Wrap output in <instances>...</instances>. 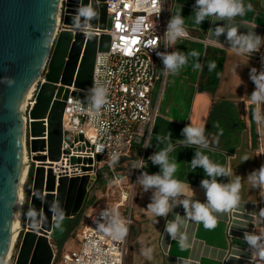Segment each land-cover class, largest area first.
Returning <instances> with one entry per match:
<instances>
[{
  "label": "crops",
  "instance_id": "obj_1",
  "mask_svg": "<svg viewBox=\"0 0 264 264\" xmlns=\"http://www.w3.org/2000/svg\"><path fill=\"white\" fill-rule=\"evenodd\" d=\"M244 3L245 5L250 3L253 10L246 11L244 16H237L234 21L212 23L211 21L215 18L209 17L202 24H196L195 0H166L169 18L180 13L182 8L184 27L194 37L178 39L175 44L170 45L169 52L180 51L187 56L195 50L200 54L198 62L202 68L195 69L196 58L188 56V63L178 73L173 74L167 71L160 95V86H157L153 95L154 100L158 101V115L146 143L151 146L137 147L132 156L133 159L117 163L114 168V173L126 174L122 181H133L127 187V190L129 189L128 191L132 193L129 204L133 222L129 229V251L125 264H185V262L190 264H264V258L259 256L258 251L250 248L244 241L245 232L264 237V222L258 218L260 209L264 208V191L253 188L246 179L250 172L259 168L260 163L262 165L257 151L259 141L255 136L260 126L252 118L257 105L250 99L255 85L249 78L252 67L259 70V54L256 53L251 57L238 55L228 46L223 35L216 38L213 31H210L217 25L223 24L238 26L241 32L254 30L264 37V0H244ZM262 49L263 47L260 50ZM206 58L207 62L214 61L216 64L220 62L218 84L213 89L200 88L201 83L206 87L212 77L211 73L203 71ZM223 101L232 103L231 115L239 121L229 129L227 140L231 141L227 143L226 140H222L217 146L209 145L208 148L183 147L182 129L189 123L206 129L212 108ZM169 132L172 135L171 143L174 145V150L169 153V159L177 163L174 178L188 182L195 193L194 196L186 194L187 198L201 202L206 199L200 182L207 177L202 168L193 170L190 165L195 151L207 155L216 164L232 169L234 175L230 178H218L221 182L227 183L229 180H234L235 174L244 178L239 206L227 212L214 213L217 218L214 228L206 229L203 223L186 221L187 226L182 231L187 234L190 247L185 250H181L177 241L171 239L165 232L166 219L173 220L177 213L184 216L183 207L175 208L167 218L155 217L147 208L152 195L151 190L144 192L137 182L142 171L149 174L160 171L159 166L153 165L149 157L167 146V141L164 143L157 141V135L163 137ZM239 139L241 142L246 139L248 145L239 143ZM235 140L238 141L236 146L233 144ZM241 145L246 149L241 148ZM244 155L251 158L242 163ZM140 159H143V167L131 168L133 164L138 165L137 160ZM130 168L133 169V175ZM104 171L113 178L112 171ZM122 209L125 211L126 206L121 207ZM261 243H264V240ZM148 249H152L151 258L146 255Z\"/></svg>",
  "mask_w": 264,
  "mask_h": 264
},
{
  "label": "water",
  "instance_id": "obj_2",
  "mask_svg": "<svg viewBox=\"0 0 264 264\" xmlns=\"http://www.w3.org/2000/svg\"><path fill=\"white\" fill-rule=\"evenodd\" d=\"M73 5L80 0H68ZM59 0H0V264L8 248L14 217L17 186L22 167L25 142V113L21 102L29 88L48 68L37 102L30 112L33 152L46 155L36 159L57 161L63 147L64 99L69 86L89 90L93 81L98 51L110 46V34L101 36L96 29L110 30L111 16L105 0H91L96 16L81 19L69 8L64 18L67 26L88 27L91 32L73 34L65 28L54 33ZM84 5L89 0H82ZM75 18V23H74ZM80 95V93H79ZM48 117V143L36 138L46 130L42 119ZM100 159V157L98 158ZM124 174H117L123 178ZM93 184L90 177L57 179L52 169L36 168L28 214L29 229L22 237L15 264H55L66 239L69 226L86 207ZM58 247L54 251L48 238Z\"/></svg>",
  "mask_w": 264,
  "mask_h": 264
},
{
  "label": "built area",
  "instance_id": "obj_3",
  "mask_svg": "<svg viewBox=\"0 0 264 264\" xmlns=\"http://www.w3.org/2000/svg\"><path fill=\"white\" fill-rule=\"evenodd\" d=\"M105 3L107 13L111 16V29H96L95 32L98 36L110 34V46L96 54L93 81L89 90L69 86L70 92L64 99L63 147L59 160L35 158L40 155L48 157L47 147L41 152H33L31 149V142L35 137L31 134L30 112L37 102L42 84L46 82L48 68L34 83L30 96L26 99L24 153L29 162L28 175H32V179L36 168L43 165L46 170L52 169L57 179L63 176L81 178L88 175L92 188L101 171L110 170L113 173V183L119 184L122 178L117 177L119 173H114L116 164L133 159L137 147H145L147 143L158 115V101L154 100V91L160 86V95L167 77V71L157 55V51L169 52L170 47L164 48V33L170 19L166 0H105ZM80 4L81 0L73 5L68 0L60 1V27L56 36L65 28L71 29L73 34L83 31L88 35L91 32L88 27L64 24L67 10L71 8L77 12ZM88 6H92L91 0ZM185 29L187 30L186 27ZM187 32L188 36L182 38H194L188 30ZM257 55L261 69L264 66V47ZM97 88L105 90V102L99 109L92 103ZM86 93L90 95L87 103L84 100ZM42 120L46 130L44 135L36 138L44 139L47 145L48 117ZM137 161L138 164L141 159ZM131 197L130 191H124L121 200L114 205L97 207L79 230L81 248L61 253V262L125 264L129 251V229L133 221L130 204L124 214L121 207ZM117 226L126 231L122 235L118 234ZM48 238L55 257L58 253L57 246L50 233Z\"/></svg>",
  "mask_w": 264,
  "mask_h": 264
},
{
  "label": "clouds",
  "instance_id": "obj_4",
  "mask_svg": "<svg viewBox=\"0 0 264 264\" xmlns=\"http://www.w3.org/2000/svg\"><path fill=\"white\" fill-rule=\"evenodd\" d=\"M253 6L249 3L245 5L244 0H195L194 14L195 23L202 24L207 18L213 17L212 23L217 21H234L237 16H244L246 11H252ZM162 11V9H161ZM180 13L171 16L167 23L164 48L182 38L187 37L188 32L184 27V17ZM97 14L92 7L81 4L77 9L75 16L81 19H91ZM75 23V18H74ZM213 31L216 38L225 37L228 46L238 55H247L251 57L258 53L261 47H264V37L258 35L254 30L241 32L238 26L217 25ZM162 64L166 71L176 74L188 63V56L194 57L197 60L195 69H201L199 61V53L195 50L188 53L186 56L183 52H160L157 51ZM216 67L215 62H209L208 70L212 71ZM249 78L254 83L255 88L250 94V99L253 104L257 105L252 113V118L258 126H264V66L261 69L252 67L249 72ZM105 90L103 88L95 89V95L92 98L93 106L97 109L105 102ZM205 127L193 126L191 123L182 129V146L192 148H208L209 140L205 134ZM171 132L167 136L157 135L156 139L160 143L167 141V146L160 151L154 152L149 159L153 165L159 166L160 171L154 174H149L142 171L137 178V182L141 185L144 192L151 190L150 203L147 208L154 214L155 217L167 218L169 213L173 212L178 206H182L185 210V215L176 214L171 221L166 219L165 232L171 239L177 241L181 250L188 249L187 234L182 231L187 226L186 221L190 220L196 223H203L206 229L214 228L217 224V218L214 213L227 212L239 206L241 201L242 178L235 174L234 180L229 182H221V177L230 178L234 175L232 169L214 163L207 155L200 151H195L190 165L193 170L202 168L207 178L200 182L201 188L205 193V201L201 202L197 199L186 197L194 196V190L187 182L180 181L174 178L177 171V163L170 161L169 153L174 150V145L171 143ZM150 144H145V147H150ZM248 155L242 157V163L250 159ZM134 167H143V159ZM247 181L251 186L259 191H264V164L258 169L253 170L247 176ZM185 197V198H182ZM260 221L264 222V208H261L258 213ZM158 223V220L156 221ZM123 231L119 226L116 227V232L120 235ZM264 237L254 233L245 232L244 241L250 248L258 251L261 258H264V243L261 241ZM152 249H148L146 255L151 258ZM190 264V262H185Z\"/></svg>",
  "mask_w": 264,
  "mask_h": 264
},
{
  "label": "rangeland",
  "instance_id": "obj_5",
  "mask_svg": "<svg viewBox=\"0 0 264 264\" xmlns=\"http://www.w3.org/2000/svg\"><path fill=\"white\" fill-rule=\"evenodd\" d=\"M89 96L90 95L88 93H86L84 95V100L86 103L89 101ZM222 129H225V127L222 126L221 130ZM255 136H256L257 140L259 141L257 151H258L259 156L262 160V164H264V126H260L256 130ZM237 142L238 141L235 140V143H233L234 146H236ZM240 142H241V139H239V143ZM242 142H243V140H242ZM242 142H241V144H242ZM243 144L247 146L248 141L245 139ZM241 148L246 149L245 146H242V145H241ZM240 154L242 155V152H240ZM260 166H261V163H260ZM133 167H134V164L131 165V168H133ZM131 168H130V170H131ZM131 175H133V169L131 170ZM132 182L133 181L128 180L127 182L122 181L119 184H114L112 181L111 175L107 171H104V170L101 171L100 177H99L98 181L96 182V185L91 189V191L89 193L86 207L79 214V217H78L76 225H75V229L73 232H71L69 237L66 239L65 245L63 246L61 253L66 252V251L79 250L82 246V238H81V235L79 233V230L82 228L83 224L87 221V219L89 218L91 213H93V211H95V209L97 207H99L100 205H105V204L114 205L116 202H118L121 199V194L124 191L128 192L129 189L127 190V187L130 184H132ZM25 185H26L25 186V203H24L23 225H22L23 227H22L21 231L19 232L18 240H17L18 242L16 243V245L14 247L15 249L13 250L12 257L9 260L10 261L9 264H15L16 258L18 256V253L20 250V244L22 241V237L28 228V224H27V220L25 219V216L28 214L29 206H30L31 192H32L31 190L33 187L32 175H28V178H27ZM129 202H130L129 200L125 202L126 210L128 209ZM122 211H123V209H122ZM124 213H125V211H123V214ZM53 242L55 243L54 240H53ZM57 249H58V247H57ZM261 261H262V259L260 258V262ZM55 264H63L61 262V256L58 257Z\"/></svg>",
  "mask_w": 264,
  "mask_h": 264
},
{
  "label": "trees",
  "instance_id": "obj_6",
  "mask_svg": "<svg viewBox=\"0 0 264 264\" xmlns=\"http://www.w3.org/2000/svg\"><path fill=\"white\" fill-rule=\"evenodd\" d=\"M208 64H209V61L207 62V58H206L203 71L211 73L212 77L209 79V83L207 84L206 87L203 85V83L200 84L201 89H206L210 87L213 89L218 84V80H219L218 64H220V62L218 64L215 63L216 67L212 71L208 70ZM232 109H233L232 103L227 102V101L217 103L212 108L210 118L208 120V125L205 131V134L209 140V145L217 146L218 144H220L222 140H226L227 143L231 141V140H227L229 139V131H230L229 129L232 128L234 124L239 123V121L234 116L231 115L230 110ZM222 126H224L225 129L221 130Z\"/></svg>",
  "mask_w": 264,
  "mask_h": 264
},
{
  "label": "bare ground",
  "instance_id": "obj_7",
  "mask_svg": "<svg viewBox=\"0 0 264 264\" xmlns=\"http://www.w3.org/2000/svg\"><path fill=\"white\" fill-rule=\"evenodd\" d=\"M60 1L58 3V10L56 15V21H55V27H54V33L56 35L58 27H60ZM34 85V84H33ZM33 85L29 88L27 91V94L25 95L24 99L21 102V110H24V106L26 104V99L30 96V93L32 91ZM28 167L29 162L27 161L25 153L23 154V161H22V167L20 170L19 180H18V186H17V195H16V202H15V209H14V217L12 222V230H11V237H10V245L8 248V252L6 255V258L3 262V264H9V260L12 257L13 250L15 249V245L18 242V235L19 232L22 229L23 225V212H24V203H25V183L28 178ZM29 229V226L28 228Z\"/></svg>",
  "mask_w": 264,
  "mask_h": 264
},
{
  "label": "flooded vegetation",
  "instance_id": "obj_8",
  "mask_svg": "<svg viewBox=\"0 0 264 264\" xmlns=\"http://www.w3.org/2000/svg\"><path fill=\"white\" fill-rule=\"evenodd\" d=\"M78 217H79V215H78L77 217H75V218L71 221L70 226H69V229H68L69 231H71V232L74 231V229H75V225H76V222H77Z\"/></svg>",
  "mask_w": 264,
  "mask_h": 264
}]
</instances>
